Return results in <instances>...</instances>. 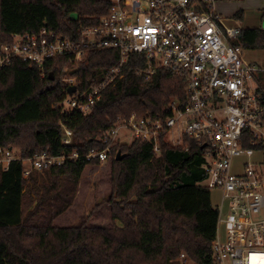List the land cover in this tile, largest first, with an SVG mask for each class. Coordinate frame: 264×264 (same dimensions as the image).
<instances>
[{
	"label": "trees",
	"instance_id": "obj_1",
	"mask_svg": "<svg viewBox=\"0 0 264 264\" xmlns=\"http://www.w3.org/2000/svg\"><path fill=\"white\" fill-rule=\"evenodd\" d=\"M109 8V0H0V44L14 32H36L43 25L75 36L81 26L98 24ZM237 43L264 49V28L244 29ZM119 60L115 50H94L72 66V74L86 89ZM66 64L61 57L41 69L15 59L0 72V147L13 146L22 157L41 147L80 153L29 179L17 161L0 169V264H186L178 260L181 254L195 264H213L218 210L200 184L206 177L202 142L162 141L158 155L150 143L135 139L116 144L104 164L84 157L90 148L104 146L98 138L118 117L169 116L171 99L186 102V80L161 68L147 77L145 58L131 54L124 78L103 90L90 114L64 115L53 104L67 94L59 81ZM61 120L74 132L69 147L61 143ZM109 162L112 219L121 225H56L73 205L86 168Z\"/></svg>",
	"mask_w": 264,
	"mask_h": 264
},
{
	"label": "built area",
	"instance_id": "obj_2",
	"mask_svg": "<svg viewBox=\"0 0 264 264\" xmlns=\"http://www.w3.org/2000/svg\"><path fill=\"white\" fill-rule=\"evenodd\" d=\"M218 1L242 0H109V12L96 25L81 26L75 36L60 34L43 25L36 32H14L0 44V72L15 59L41 69L56 58H66L59 81L75 91L53 104L61 113L90 114L103 90L115 86L125 73L123 65L131 54L142 55L150 77L156 69L172 71L186 80V102L173 98L167 117L146 115L118 117L103 137V147L90 148L88 162H108L121 131L146 141L160 154L162 141L184 145L190 137L203 143L206 177L200 183L221 199L215 237L213 264H264V93L258 83L260 67L246 59L237 42L240 26H227L215 11ZM111 49L118 52L117 66L109 68L101 81L81 89L72 66L89 52ZM45 76V72L43 73ZM62 145L74 144V132L64 121ZM177 129L179 141L169 134ZM77 151L53 153L41 147L22 157L13 146L0 147V169L9 170L17 161L29 179L35 171L60 166L77 159ZM188 263L185 254H181Z\"/></svg>",
	"mask_w": 264,
	"mask_h": 264
},
{
	"label": "rangeland",
	"instance_id": "obj_3",
	"mask_svg": "<svg viewBox=\"0 0 264 264\" xmlns=\"http://www.w3.org/2000/svg\"><path fill=\"white\" fill-rule=\"evenodd\" d=\"M246 6L245 1H218L215 4V11L223 18L224 24L227 26H236L237 24L243 28H248L254 24L259 25V13L256 9H250ZM244 9V18L239 23H236L235 14ZM249 51L247 59L264 68V51L255 49ZM263 55V57H261ZM121 140L124 143H131L133 138L126 131H121ZM170 140L179 141V133L177 129L169 134ZM110 162L104 166L96 165L87 167L84 171L78 192L73 205L55 220L58 226L79 225L85 223L88 226L98 227H113L121 225L118 221L112 219V205L109 202L111 195L110 174L107 169L110 168ZM42 176V175H41ZM44 177V176H43ZM31 179L28 180L30 183ZM221 192L219 190L211 191V200L215 207L220 203ZM183 262L182 257L178 258ZM187 264H195L190 259Z\"/></svg>",
	"mask_w": 264,
	"mask_h": 264
},
{
	"label": "crops",
	"instance_id": "obj_4",
	"mask_svg": "<svg viewBox=\"0 0 264 264\" xmlns=\"http://www.w3.org/2000/svg\"><path fill=\"white\" fill-rule=\"evenodd\" d=\"M245 1L246 6H250V9H256L259 13V25L256 23L253 26H249L248 28H264V0H242ZM244 9L239 10L236 14H235V21L236 23H239L241 21V19L244 18ZM236 26H240V25H236ZM242 28V30L247 29V28H243L242 26H240ZM249 51H253V50H248L245 49V57L247 59V56L249 55ZM258 51H264V49L258 50ZM263 57V55L261 56ZM248 60V59H247ZM255 62V61H254ZM264 62V61H263ZM260 67V73L258 76V83L260 88L262 89L263 93H264V68H262V66L258 65Z\"/></svg>",
	"mask_w": 264,
	"mask_h": 264
},
{
	"label": "water",
	"instance_id": "obj_5",
	"mask_svg": "<svg viewBox=\"0 0 264 264\" xmlns=\"http://www.w3.org/2000/svg\"><path fill=\"white\" fill-rule=\"evenodd\" d=\"M50 78H51L52 80H54L55 77L51 74V75H50ZM68 91H69L70 94H72V93L75 91V87H74V86L70 87V88L68 89ZM121 154H122L121 151H119V152L117 153V156H116V159H117V160H120V159L122 158V155H121Z\"/></svg>",
	"mask_w": 264,
	"mask_h": 264
}]
</instances>
